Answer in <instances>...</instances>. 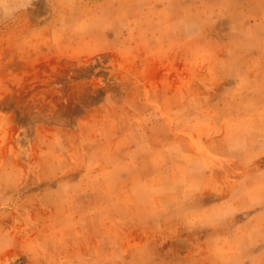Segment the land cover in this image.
Returning a JSON list of instances; mask_svg holds the SVG:
<instances>
[{
	"label": "rangeland",
	"instance_id": "obj_1",
	"mask_svg": "<svg viewBox=\"0 0 264 264\" xmlns=\"http://www.w3.org/2000/svg\"><path fill=\"white\" fill-rule=\"evenodd\" d=\"M84 13L106 19L93 37L40 32L46 22L39 5L35 13L25 10L0 24V153L21 162L33 156L26 118L37 113L58 117L54 128L38 129L42 135L68 138L66 202L50 221L59 258L121 264L158 247L206 264L244 257L245 264H259L260 211L233 213L231 199L237 180L248 185L264 167L256 163L259 153L242 175L205 140L219 131L213 114L238 101L224 119L226 137L233 146L241 138L259 141L264 0H84ZM198 17L197 42L185 50L170 37L185 35L181 23ZM121 34L129 41L111 49L107 39ZM188 95L204 102L202 116L186 110ZM189 120L193 131L185 129ZM201 152L210 158L196 161ZM192 165L210 176L203 188L189 187L202 199L223 197L207 207L218 203L229 218L219 226L197 224L188 233L172 227L167 216L175 186ZM196 211L198 219L202 210ZM239 240L247 246L238 247ZM0 264H31V256L10 246L0 250Z\"/></svg>",
	"mask_w": 264,
	"mask_h": 264
},
{
	"label": "clouds",
	"instance_id": "obj_2",
	"mask_svg": "<svg viewBox=\"0 0 264 264\" xmlns=\"http://www.w3.org/2000/svg\"><path fill=\"white\" fill-rule=\"evenodd\" d=\"M226 3H231V0H226ZM37 5L41 13L40 19L46 22L45 28L39 31L51 30L55 36L65 39L93 37L106 23L102 16L85 15L84 0H0V24L15 20L25 10L35 13ZM112 19L114 23H120L119 17L114 16ZM202 24V17L194 18L187 24L181 23L180 27L186 34H177L170 38L176 40L185 50H191L195 47ZM139 28L138 25V30ZM103 35L108 37L107 32ZM129 39V36L121 34V37L108 38L107 44L111 49L118 50L124 47ZM206 99L205 97L204 101ZM260 105L259 141L241 138L239 144L233 146L226 137L224 119L229 112L239 108L238 101L226 102L213 114L219 131L213 140H205L211 152L217 153L231 167L239 168L242 175L248 174V168L245 166L253 162L255 153H259L260 157L256 163L264 165V92L260 95ZM185 108L189 113L202 116L205 104L188 95ZM57 119L56 115L49 116L46 113H37L26 118L29 125L28 134L36 146L33 156L21 162L12 154L0 153V250L17 246L30 254L31 264H81V261L76 259L68 262L59 258L58 240L50 229L52 217L66 202L64 185L70 178L66 174V169L72 161L68 158L69 151L65 147L68 144L67 136L59 139L53 134L42 135L38 129L41 126L54 128ZM184 126L186 131H193L190 120L186 121ZM194 155L196 161L210 158L206 152ZM35 173L39 174V178ZM209 176L210 172L204 167L194 165L188 167L184 181L176 184L174 189L176 195L169 201L167 220L172 227L181 232L191 233L197 224L219 226L229 218L221 214L218 203L213 207H207L223 197L211 193L208 198L202 199L199 189L189 187L199 185L203 188L209 182ZM234 187L236 191L231 198L234 205L233 213L248 215L250 212L246 210L260 211V255L264 257V167L258 175L250 177L248 185L237 180ZM197 209L202 210L198 219ZM246 246L243 240L238 241V247ZM245 259L248 257L234 259L231 264H245ZM86 264L104 262L89 259ZM121 264H206V262L184 258L176 251L164 252L163 249L152 247L134 253L131 260H124ZM211 264L220 262L213 260ZM259 264H264V259H261Z\"/></svg>",
	"mask_w": 264,
	"mask_h": 264
}]
</instances>
